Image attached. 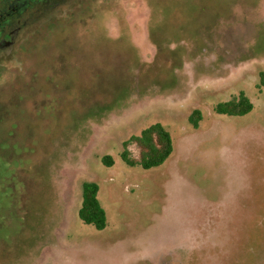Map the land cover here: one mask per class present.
<instances>
[{
    "label": "rangeland",
    "instance_id": "374dc122",
    "mask_svg": "<svg viewBox=\"0 0 264 264\" xmlns=\"http://www.w3.org/2000/svg\"><path fill=\"white\" fill-rule=\"evenodd\" d=\"M87 7L77 17L87 41L75 47L90 54V70L68 90L55 84L70 106L42 90L38 107L23 110L26 126L0 137V150L10 145L0 160V264H264V0ZM0 69L2 113L11 68ZM241 93L248 113L215 112ZM155 123L171 155L149 170L128 166L123 143ZM127 149L138 161L140 148ZM85 182L98 186L101 231L78 217Z\"/></svg>",
    "mask_w": 264,
    "mask_h": 264
},
{
    "label": "flooded vegetation",
    "instance_id": "af4514ba",
    "mask_svg": "<svg viewBox=\"0 0 264 264\" xmlns=\"http://www.w3.org/2000/svg\"><path fill=\"white\" fill-rule=\"evenodd\" d=\"M92 1L0 0V68H18V71L13 73L10 69L7 75L8 102L5 105V112L1 113L0 108V122H2L0 137L1 135L3 137L5 133L12 136V125L26 126L22 122L23 110L38 107L37 100L41 97L37 94L42 90L52 96L60 97L62 104L65 93L60 88L63 87L64 91L68 90V86H73L72 76L76 78L78 74L88 71L90 64L85 62L90 54L84 51L80 58L76 57L75 45H80V41H87V37L86 40L77 37L80 27L83 25L85 27L87 24L86 22L80 25L77 17L88 12L87 6ZM83 19L86 20V17L84 16ZM55 49H58L59 53L55 54ZM75 60L81 63L77 65ZM61 61L68 64L56 65ZM73 61L75 63H72ZM65 78H68L71 85L68 81H64ZM55 84L60 86L58 90H55L57 88ZM69 106L70 104L64 107ZM33 124L30 119L28 125L32 129L35 127ZM27 136H21V141L27 140ZM10 139L11 137L8 136L5 142ZM9 147L10 145L8 149L0 150L1 161L5 162L8 158ZM5 254V250L0 251L1 258Z\"/></svg>",
    "mask_w": 264,
    "mask_h": 264
},
{
    "label": "trees",
    "instance_id": "16d2710c",
    "mask_svg": "<svg viewBox=\"0 0 264 264\" xmlns=\"http://www.w3.org/2000/svg\"><path fill=\"white\" fill-rule=\"evenodd\" d=\"M264 83V74H261ZM252 109L251 103L244 94H239L237 99L217 105L215 112L228 116H240L248 113ZM200 113L192 112L189 121L194 128H197L200 121ZM135 143L140 148L139 160H133L129 156L127 147ZM122 160L128 166H140L144 170H149L162 165L171 155L173 150L172 139L169 132L159 123L150 125L142 130L137 137L130 138L123 143ZM105 166L113 164L109 157H102ZM98 186L95 183L85 182L82 184V201L78 210L79 219L85 224L92 226L95 230L101 231L106 228V213L100 205L98 198Z\"/></svg>",
    "mask_w": 264,
    "mask_h": 264
},
{
    "label": "crops",
    "instance_id": "0c3cea01",
    "mask_svg": "<svg viewBox=\"0 0 264 264\" xmlns=\"http://www.w3.org/2000/svg\"><path fill=\"white\" fill-rule=\"evenodd\" d=\"M183 264H186L185 262Z\"/></svg>",
    "mask_w": 264,
    "mask_h": 264
}]
</instances>
